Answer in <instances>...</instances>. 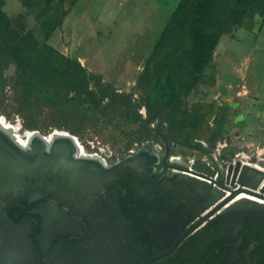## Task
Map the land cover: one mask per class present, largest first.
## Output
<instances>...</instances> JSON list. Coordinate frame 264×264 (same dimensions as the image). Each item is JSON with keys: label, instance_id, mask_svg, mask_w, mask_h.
<instances>
[{"label": "flooded vegetation", "instance_id": "1", "mask_svg": "<svg viewBox=\"0 0 264 264\" xmlns=\"http://www.w3.org/2000/svg\"><path fill=\"white\" fill-rule=\"evenodd\" d=\"M58 132L15 133L30 176L0 189V264H264L260 221L210 215L234 162L209 181L152 148L115 158Z\"/></svg>", "mask_w": 264, "mask_h": 264}, {"label": "rangeland", "instance_id": "2", "mask_svg": "<svg viewBox=\"0 0 264 264\" xmlns=\"http://www.w3.org/2000/svg\"><path fill=\"white\" fill-rule=\"evenodd\" d=\"M5 1L6 13L33 29L40 42L44 28L51 31L48 43L79 61L93 88L99 91L110 84L141 104L147 92L138 85L139 78L180 0ZM25 2L30 6L25 8ZM56 19L62 23L53 29ZM259 21L253 30L240 28L221 39L212 64L187 100L186 111L194 119L169 142L144 124L120 117H98L74 132L54 126L50 110L35 118L16 114L12 85L19 66L8 54H0V118L23 133L68 132L85 148L115 158L146 147L189 164L222 168L242 160L262 162L264 169V24ZM139 114L147 117L144 106Z\"/></svg>", "mask_w": 264, "mask_h": 264}, {"label": "trees", "instance_id": "3", "mask_svg": "<svg viewBox=\"0 0 264 264\" xmlns=\"http://www.w3.org/2000/svg\"><path fill=\"white\" fill-rule=\"evenodd\" d=\"M256 18L263 26L264 0H180L139 78L147 96L137 104L110 84L99 91L93 88L81 63L48 43L51 31L44 28L40 42L33 29L4 11L0 1V54L10 55L19 66L12 85L15 113L35 118L50 110L54 126L74 132L98 117H120L144 124L169 142L194 119L186 111L187 100L212 64L221 39L240 28L253 30ZM61 23L56 19L53 29ZM142 106L146 118L139 114Z\"/></svg>", "mask_w": 264, "mask_h": 264}, {"label": "water", "instance_id": "4", "mask_svg": "<svg viewBox=\"0 0 264 264\" xmlns=\"http://www.w3.org/2000/svg\"><path fill=\"white\" fill-rule=\"evenodd\" d=\"M4 120V118H0ZM6 130L0 123V189L8 191L30 176L27 150L19 146L14 139L15 128ZM36 136H40L35 132ZM39 162V161H37ZM36 165L34 166V168ZM32 168V167H31ZM198 172L206 174L209 181H214L217 175L208 163L195 166ZM228 188L213 193L211 205L214 206L210 215L223 210L225 220H238L243 224L245 220L254 219L264 225V170L255 165L238 160L230 165ZM199 181L196 178H193Z\"/></svg>", "mask_w": 264, "mask_h": 264}, {"label": "bare ground", "instance_id": "5", "mask_svg": "<svg viewBox=\"0 0 264 264\" xmlns=\"http://www.w3.org/2000/svg\"><path fill=\"white\" fill-rule=\"evenodd\" d=\"M0 123L2 124V126H3V128L6 130V128H7V130L9 129H11L12 128V125H9L7 122H4L3 120H0ZM14 128H15V130H18V127H15V126H13ZM13 128V129H14ZM17 132V131H16ZM16 132H14L13 134L14 135H16L15 133ZM17 136V135H16ZM34 135L33 134H28V138L29 139H31L32 137H33ZM67 136H69V134L68 133H62V132H58L56 135H55V137H67ZM15 137V136H14ZM18 138V137H17ZM17 138L16 139H14L15 140V142L19 145V146H21V147H23V148H25L24 147V145H26V143L28 144V142H21L20 140H17ZM19 139V138H18ZM22 144H24V145H22ZM23 150H26V148L25 149H23ZM178 161H180V160H178ZM256 167H258L259 169H261V170H264L263 169V166H262V162H260V163H258L257 165H255Z\"/></svg>", "mask_w": 264, "mask_h": 264}, {"label": "crops", "instance_id": "6", "mask_svg": "<svg viewBox=\"0 0 264 264\" xmlns=\"http://www.w3.org/2000/svg\"><path fill=\"white\" fill-rule=\"evenodd\" d=\"M0 1H3L4 2V11H5V9H6V7H7V1H5V0H0ZM6 12V11H5ZM12 16H14V15H11L10 17H12ZM228 98L230 99V96H228ZM228 99V100H229Z\"/></svg>", "mask_w": 264, "mask_h": 264}]
</instances>
